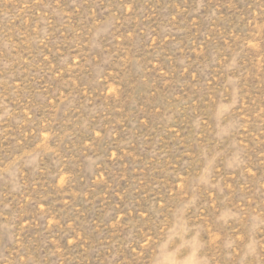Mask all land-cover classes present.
<instances>
[{"label": "rangeland", "instance_id": "rangeland-1", "mask_svg": "<svg viewBox=\"0 0 264 264\" xmlns=\"http://www.w3.org/2000/svg\"><path fill=\"white\" fill-rule=\"evenodd\" d=\"M0 264H264V0H0Z\"/></svg>", "mask_w": 264, "mask_h": 264}]
</instances>
